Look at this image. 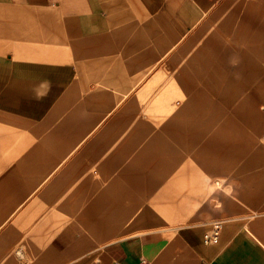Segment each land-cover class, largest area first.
<instances>
[{
	"label": "crops",
	"instance_id": "crops-1",
	"mask_svg": "<svg viewBox=\"0 0 264 264\" xmlns=\"http://www.w3.org/2000/svg\"><path fill=\"white\" fill-rule=\"evenodd\" d=\"M221 1L0 0V264H252L244 242L200 255L183 226L119 239L125 163L150 115L184 114L177 98L196 92L238 97L245 66V85L262 79V42L231 70L207 35ZM261 175L245 193L262 208Z\"/></svg>",
	"mask_w": 264,
	"mask_h": 264
},
{
	"label": "rangeland",
	"instance_id": "rangeland-1",
	"mask_svg": "<svg viewBox=\"0 0 264 264\" xmlns=\"http://www.w3.org/2000/svg\"><path fill=\"white\" fill-rule=\"evenodd\" d=\"M210 21L206 33L219 34L228 45L231 70L236 64L242 70L258 57L255 47L264 46V0H222ZM262 59L260 82L245 85V77L253 78L249 67L246 75L238 73V83L245 86L238 97L196 92L177 98L184 114L150 115V130L143 137L139 131L135 156L125 163L134 178L129 193L119 195L125 198L119 205L128 208L119 214V239L183 226L184 239L202 256L208 245L244 242L254 251L252 264H264V204L261 208L253 193H245L253 191L255 173L261 172L257 184L264 187V49ZM253 84H262L261 135L255 131L259 117L253 111L260 104ZM159 121L164 130L156 128ZM216 220L223 221L220 241L206 244L207 225ZM244 223H253L246 232Z\"/></svg>",
	"mask_w": 264,
	"mask_h": 264
},
{
	"label": "built area",
	"instance_id": "built-area-1",
	"mask_svg": "<svg viewBox=\"0 0 264 264\" xmlns=\"http://www.w3.org/2000/svg\"><path fill=\"white\" fill-rule=\"evenodd\" d=\"M223 221L222 220H216L213 222L211 229L208 230L205 234V240L207 243L212 242L216 240L222 230Z\"/></svg>",
	"mask_w": 264,
	"mask_h": 264
},
{
	"label": "bare ground",
	"instance_id": "bare-ground-1",
	"mask_svg": "<svg viewBox=\"0 0 264 264\" xmlns=\"http://www.w3.org/2000/svg\"><path fill=\"white\" fill-rule=\"evenodd\" d=\"M222 227H223V225H222ZM222 231V230H221ZM206 234V233H205ZM205 234H204V242L206 243V244H213V243H218L219 242V240H220V235H221V233H220V235H219V237L216 239V240H214V241H212V242H209V243H207L206 242V240H205Z\"/></svg>",
	"mask_w": 264,
	"mask_h": 264
}]
</instances>
